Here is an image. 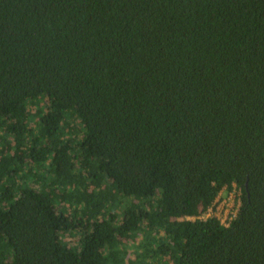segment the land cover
<instances>
[{
  "label": "trees",
  "instance_id": "16d2710c",
  "mask_svg": "<svg viewBox=\"0 0 264 264\" xmlns=\"http://www.w3.org/2000/svg\"><path fill=\"white\" fill-rule=\"evenodd\" d=\"M0 264H264V0H0Z\"/></svg>",
  "mask_w": 264,
  "mask_h": 264
},
{
  "label": "rangeland",
  "instance_id": "374dc122",
  "mask_svg": "<svg viewBox=\"0 0 264 264\" xmlns=\"http://www.w3.org/2000/svg\"><path fill=\"white\" fill-rule=\"evenodd\" d=\"M240 190L233 189V191H224L218 197L215 206L207 211H201V219L210 217H217L222 223L228 224L233 217L236 216L240 206ZM193 220L194 218H189Z\"/></svg>",
  "mask_w": 264,
  "mask_h": 264
},
{
  "label": "built area",
  "instance_id": "2783aa9c",
  "mask_svg": "<svg viewBox=\"0 0 264 264\" xmlns=\"http://www.w3.org/2000/svg\"><path fill=\"white\" fill-rule=\"evenodd\" d=\"M210 210V209H209ZM224 224V223H223ZM227 225V224H226Z\"/></svg>",
  "mask_w": 264,
  "mask_h": 264
}]
</instances>
